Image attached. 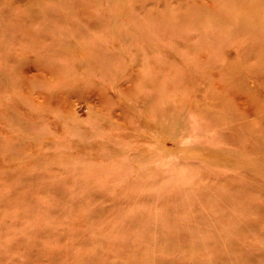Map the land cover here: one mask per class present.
Here are the masks:
<instances>
[{"label": "rangeland", "instance_id": "1", "mask_svg": "<svg viewBox=\"0 0 264 264\" xmlns=\"http://www.w3.org/2000/svg\"><path fill=\"white\" fill-rule=\"evenodd\" d=\"M0 264H264V0H0Z\"/></svg>", "mask_w": 264, "mask_h": 264}, {"label": "bare ground", "instance_id": "2", "mask_svg": "<svg viewBox=\"0 0 264 264\" xmlns=\"http://www.w3.org/2000/svg\"><path fill=\"white\" fill-rule=\"evenodd\" d=\"M251 23L252 25H258L260 22L258 20H255L254 22L252 21Z\"/></svg>", "mask_w": 264, "mask_h": 264}]
</instances>
